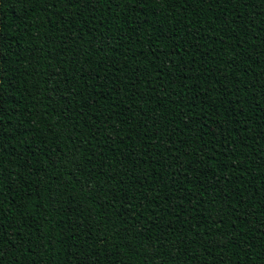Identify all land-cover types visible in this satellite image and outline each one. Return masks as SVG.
I'll return each instance as SVG.
<instances>
[{"label":"trees","instance_id":"trees-1","mask_svg":"<svg viewBox=\"0 0 264 264\" xmlns=\"http://www.w3.org/2000/svg\"><path fill=\"white\" fill-rule=\"evenodd\" d=\"M0 264H264V0H0Z\"/></svg>","mask_w":264,"mask_h":264}]
</instances>
